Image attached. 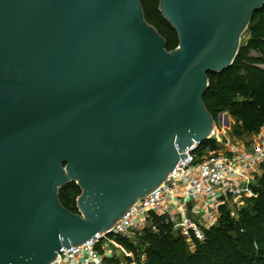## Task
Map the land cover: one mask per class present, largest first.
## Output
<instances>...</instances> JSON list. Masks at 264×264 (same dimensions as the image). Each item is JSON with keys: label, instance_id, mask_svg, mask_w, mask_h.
Instances as JSON below:
<instances>
[{"label": "water", "instance_id": "obj_1", "mask_svg": "<svg viewBox=\"0 0 264 264\" xmlns=\"http://www.w3.org/2000/svg\"><path fill=\"white\" fill-rule=\"evenodd\" d=\"M264 0H0V264H52L113 228L210 140L208 74ZM224 117L220 114V120ZM75 183L77 214L59 192Z\"/></svg>", "mask_w": 264, "mask_h": 264}, {"label": "trees", "instance_id": "obj_2", "mask_svg": "<svg viewBox=\"0 0 264 264\" xmlns=\"http://www.w3.org/2000/svg\"><path fill=\"white\" fill-rule=\"evenodd\" d=\"M158 6L159 0H142L146 21L165 39L167 50L173 51L178 37ZM242 41L229 69L208 74L204 97L216 124L224 113L236 120L233 135L237 138L252 137L264 128V6L253 15ZM213 145L209 140L201 143L200 151ZM253 192L255 196L245 200L236 217L228 205L221 207L217 223L205 232L204 241L193 239V248L164 217L153 216L136 241L117 239L132 257L122 261L115 256L105 264H264V171L257 177ZM80 194L75 183L69 184L60 190L59 200L65 209L77 214Z\"/></svg>", "mask_w": 264, "mask_h": 264}, {"label": "built area", "instance_id": "obj_3", "mask_svg": "<svg viewBox=\"0 0 264 264\" xmlns=\"http://www.w3.org/2000/svg\"><path fill=\"white\" fill-rule=\"evenodd\" d=\"M213 148L200 151L201 143L186 151L171 177L153 194L139 201L112 232L98 235L80 247L61 249L52 264H105L120 251L117 239L134 242L153 216L164 217L193 248L220 217L223 206L242 207L255 196L253 185L264 171V128L247 145L225 138L217 129Z\"/></svg>", "mask_w": 264, "mask_h": 264}, {"label": "rangeland", "instance_id": "obj_4", "mask_svg": "<svg viewBox=\"0 0 264 264\" xmlns=\"http://www.w3.org/2000/svg\"><path fill=\"white\" fill-rule=\"evenodd\" d=\"M245 42L244 40L242 41ZM252 55H256L255 52H252ZM224 117L220 120V115L217 119V129L225 136V138L229 139L231 142L240 144V145H247L250 143L252 137H242L237 138L233 134L237 129V123L236 120L231 118L228 113L223 114ZM229 209L231 210V214L233 217L237 216L238 211L243 207H238L234 205H228ZM117 256L124 261L126 257H132L131 254H129L127 251H120Z\"/></svg>", "mask_w": 264, "mask_h": 264}]
</instances>
